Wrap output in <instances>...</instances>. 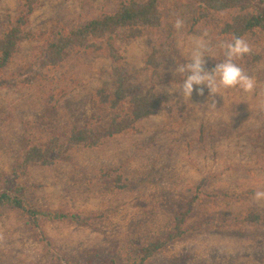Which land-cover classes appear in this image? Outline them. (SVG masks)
Segmentation results:
<instances>
[{
    "label": "rangeland",
    "instance_id": "1",
    "mask_svg": "<svg viewBox=\"0 0 264 264\" xmlns=\"http://www.w3.org/2000/svg\"><path fill=\"white\" fill-rule=\"evenodd\" d=\"M22 1L0 0V34L20 14ZM196 1L163 0L167 26L159 37L168 42L163 45L165 74L173 80L187 72L199 44L205 46L203 67L211 73L225 61L231 43L219 34L228 16L213 14L196 24ZM117 5L114 0H39L25 28L29 39L0 70V78L18 82L37 72L29 83L0 88V189L3 178L14 175L24 136L42 126L47 110L55 112L52 126L62 133L74 125H100L97 116L105 112L98 106L97 90L114 86L104 41H97L99 50L75 51L58 67L47 69L42 61L59 31H71ZM158 40L149 35L118 42L130 86L152 87L145 62ZM244 41L248 53L233 62L252 79L251 90L220 87L218 94L205 84L194 85L190 100L184 101L181 84L157 85L166 102L135 132L106 140L95 150L75 147L66 162L26 172L22 178L34 187L33 204L56 212L104 214L106 220L97 229L46 222L42 230L52 243L49 248L20 213L2 211L0 264H65L53 257V249L74 264L124 258L133 251L131 242L160 237L170 225L173 206H184L198 188L222 197L205 199L192 222H224L172 246L151 264H264V199L254 198L255 191L264 190V36ZM41 133L44 137L36 141L35 136V144L49 139L50 133ZM117 169L128 180L122 179L123 185L131 182L127 190L113 187ZM254 213L262 217L261 225L231 223ZM96 251L98 259L93 258Z\"/></svg>",
    "mask_w": 264,
    "mask_h": 264
},
{
    "label": "trees",
    "instance_id": "2",
    "mask_svg": "<svg viewBox=\"0 0 264 264\" xmlns=\"http://www.w3.org/2000/svg\"><path fill=\"white\" fill-rule=\"evenodd\" d=\"M114 1L118 3L115 10L80 22L71 31H59L54 42L47 46L42 61V66L47 69L58 67L75 51L99 50L101 46L97 45V41H104L105 45H102V49L106 50L108 58L112 61L111 74L114 86L112 89L102 87L97 90L98 106L105 112L104 117L101 114L97 116L100 125H74L66 133H62L52 126L55 123V120L52 119L55 112L47 110L41 119L42 126L35 128L30 135L24 136L19 163L14 175L4 177V184L0 189V212L12 210L20 213L25 218V225L38 234V241L46 244L49 248L52 243L42 230L44 223H69L97 229V224L105 221L106 216L104 214L89 216L42 209L31 202L30 195L34 187L25 182L22 176L34 168L48 169L63 163L66 160V154L75 147L95 150L101 147L106 140L135 132L139 122L155 115L166 102L155 86L170 83L182 84L188 74L186 72L178 80H173L172 77L165 74L166 68H168L166 64L168 55L163 49V45L166 46L168 42L164 44L159 37V34L162 31L164 33L167 26V14L163 7V0ZM38 2L39 0H23L20 14L15 20H10L7 30L0 34V70L10 65L21 44L29 39L25 28ZM194 5L198 12L196 24L208 19L213 14L228 16L223 22L219 34L231 42L234 37L245 40L249 37L264 36V0H198ZM149 35L157 36L160 40L156 41L146 58L145 63L147 70L151 73L152 82V87L146 91L141 85L130 86L125 70V58L118 47V42L138 40ZM203 68L208 71L206 67ZM36 78V71L26 81L18 82L0 78V88L18 87ZM52 130H55L53 135ZM41 132L46 135L50 133L49 139L46 142L39 140L35 144V136L36 141L44 137H39ZM113 173L118 175L121 171L117 169ZM117 177L113 181L114 189L127 190L130 187V180L129 186H127L122 184V179L127 182V178H124L122 174ZM208 197L217 200L222 197V194H208L205 190L198 188L184 206H173L170 225L160 237L150 242L138 240L131 242L133 251L124 255V258H110L103 263L93 261L88 264H151L155 258L168 251L172 246L200 234L210 225H222L224 222L222 219H209L197 224L192 222L198 212V206ZM223 197L230 198L231 196L225 193ZM262 221V217L254 213L247 217L235 218L231 223L261 225ZM51 254L55 259H63L65 264H74L61 256L55 249L51 251ZM100 257L101 253L96 251L93 258ZM76 264L84 263L78 261Z\"/></svg>",
    "mask_w": 264,
    "mask_h": 264
},
{
    "label": "clouds",
    "instance_id": "3",
    "mask_svg": "<svg viewBox=\"0 0 264 264\" xmlns=\"http://www.w3.org/2000/svg\"><path fill=\"white\" fill-rule=\"evenodd\" d=\"M204 51L205 46L199 44L187 65L188 74L179 88L184 101L190 100L194 85L205 84L211 93H218L220 87H238L243 91H249L253 88L252 79L245 75L242 69L233 62V58L240 57L249 51L248 45L243 39L234 37L232 42L226 45L225 61L217 64L211 73L203 68L204 57L206 56ZM254 198L257 200L264 199V190L255 191Z\"/></svg>",
    "mask_w": 264,
    "mask_h": 264
}]
</instances>
